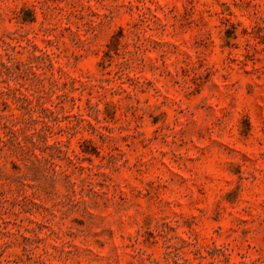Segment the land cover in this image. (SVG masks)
Wrapping results in <instances>:
<instances>
[{
  "label": "rangeland",
  "instance_id": "rangeland-1",
  "mask_svg": "<svg viewBox=\"0 0 264 264\" xmlns=\"http://www.w3.org/2000/svg\"><path fill=\"white\" fill-rule=\"evenodd\" d=\"M0 264H264V0H0Z\"/></svg>",
  "mask_w": 264,
  "mask_h": 264
}]
</instances>
